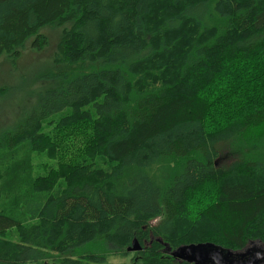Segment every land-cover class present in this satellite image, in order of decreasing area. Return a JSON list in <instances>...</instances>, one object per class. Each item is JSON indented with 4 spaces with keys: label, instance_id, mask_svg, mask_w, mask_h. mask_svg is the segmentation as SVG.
<instances>
[{
    "label": "trees",
    "instance_id": "16d2710c",
    "mask_svg": "<svg viewBox=\"0 0 264 264\" xmlns=\"http://www.w3.org/2000/svg\"><path fill=\"white\" fill-rule=\"evenodd\" d=\"M48 26L63 70L0 134V264L264 244V0H0V58Z\"/></svg>",
    "mask_w": 264,
    "mask_h": 264
},
{
    "label": "rangeland",
    "instance_id": "374dc122",
    "mask_svg": "<svg viewBox=\"0 0 264 264\" xmlns=\"http://www.w3.org/2000/svg\"><path fill=\"white\" fill-rule=\"evenodd\" d=\"M61 32L62 28L48 26L41 32L48 40V44L42 50H32L30 41L23 47L21 57L17 61L14 62L9 56L0 58V89L5 90L3 96L0 97V134L13 128L22 115L32 110L38 100L39 93L54 86L49 80L50 74L63 70V67H57L53 62ZM55 120H58V117ZM50 130L46 128L44 132ZM234 146V144L223 146L221 151H225L226 157L217 166L228 167L247 154V152L229 154V152L235 151ZM47 162L45 157L36 159L34 164H36L38 174L44 172L43 166ZM99 165L108 168L107 164ZM248 248H257L263 251L264 244L252 241ZM108 253V264H130L133 257V253L126 257L118 256L112 247H108ZM43 263L60 264L61 258L54 256L52 259L47 258Z\"/></svg>",
    "mask_w": 264,
    "mask_h": 264
},
{
    "label": "water",
    "instance_id": "95a60500",
    "mask_svg": "<svg viewBox=\"0 0 264 264\" xmlns=\"http://www.w3.org/2000/svg\"><path fill=\"white\" fill-rule=\"evenodd\" d=\"M142 250L143 246L134 240L127 251L138 253ZM165 252L175 260L188 264H261L264 262V250L248 247L242 251L233 252L214 244H198L181 246L176 250L166 246Z\"/></svg>",
    "mask_w": 264,
    "mask_h": 264
}]
</instances>
